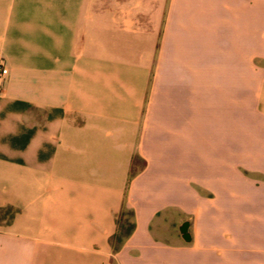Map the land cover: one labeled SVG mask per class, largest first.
<instances>
[{
  "label": "crops",
  "instance_id": "obj_1",
  "mask_svg": "<svg viewBox=\"0 0 264 264\" xmlns=\"http://www.w3.org/2000/svg\"><path fill=\"white\" fill-rule=\"evenodd\" d=\"M0 61V264H264V0H0Z\"/></svg>",
  "mask_w": 264,
  "mask_h": 264
},
{
  "label": "trees",
  "instance_id": "obj_2",
  "mask_svg": "<svg viewBox=\"0 0 264 264\" xmlns=\"http://www.w3.org/2000/svg\"><path fill=\"white\" fill-rule=\"evenodd\" d=\"M123 212H121V214L117 217V232L112 238V243L115 250H117L123 240L133 232L135 227L132 211H127L131 218L128 221L121 220V215L123 214ZM7 213H10V218H12L14 215V211L12 209H7Z\"/></svg>",
  "mask_w": 264,
  "mask_h": 264
},
{
  "label": "built area",
  "instance_id": "obj_3",
  "mask_svg": "<svg viewBox=\"0 0 264 264\" xmlns=\"http://www.w3.org/2000/svg\"><path fill=\"white\" fill-rule=\"evenodd\" d=\"M9 73L8 68L4 65L2 61H0V88Z\"/></svg>",
  "mask_w": 264,
  "mask_h": 264
},
{
  "label": "water",
  "instance_id": "obj_4",
  "mask_svg": "<svg viewBox=\"0 0 264 264\" xmlns=\"http://www.w3.org/2000/svg\"><path fill=\"white\" fill-rule=\"evenodd\" d=\"M188 228H189L188 222H184L180 227V232L182 233V236L186 241H190L191 239L189 232H188Z\"/></svg>",
  "mask_w": 264,
  "mask_h": 264
},
{
  "label": "rangeland",
  "instance_id": "obj_5",
  "mask_svg": "<svg viewBox=\"0 0 264 264\" xmlns=\"http://www.w3.org/2000/svg\"><path fill=\"white\" fill-rule=\"evenodd\" d=\"M257 64H258V63H257ZM257 83H258V79H257ZM130 219H131V218H130L128 212H127V211L123 212V214L121 215V220H122V221H128V220H130Z\"/></svg>",
  "mask_w": 264,
  "mask_h": 264
}]
</instances>
